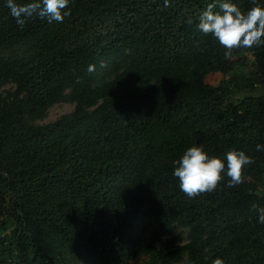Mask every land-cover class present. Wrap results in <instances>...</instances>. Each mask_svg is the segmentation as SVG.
I'll list each match as a JSON object with an SVG mask.
<instances>
[{"label": "trees", "instance_id": "16d2710c", "mask_svg": "<svg viewBox=\"0 0 264 264\" xmlns=\"http://www.w3.org/2000/svg\"><path fill=\"white\" fill-rule=\"evenodd\" d=\"M224 2L264 7L70 0L63 23L21 28L0 0V264H130L132 244L146 264H264V45L225 59L197 27ZM62 102L73 110L39 123ZM200 145L225 164L229 150L251 157L243 183L225 169L188 198L175 162Z\"/></svg>", "mask_w": 264, "mask_h": 264}, {"label": "clouds", "instance_id": "9594fccd", "mask_svg": "<svg viewBox=\"0 0 264 264\" xmlns=\"http://www.w3.org/2000/svg\"><path fill=\"white\" fill-rule=\"evenodd\" d=\"M255 3V0H253ZM70 0H30L26 4H18L16 0H6V7L19 27H23L26 19L38 16L46 19L48 23H63L64 18L70 15L65 11ZM169 0H164V7H169ZM215 5H209L197 25L203 34H211L225 49V59H230L233 50L250 49L264 45V7L254 6L246 13L231 2L220 4V10L213 12ZM95 66L90 65L89 71ZM257 151L264 146L257 145ZM254 163V160L243 151L229 150L225 162L215 156L209 157L203 145L189 147L175 162L173 176L178 178L180 190L188 197L195 198L203 193L214 191L224 179L222 173L227 169L230 178L228 186L234 187L243 183L245 166ZM258 222L264 224V208L257 209ZM212 264H224L217 258Z\"/></svg>", "mask_w": 264, "mask_h": 264}, {"label": "rangeland", "instance_id": "374dc122", "mask_svg": "<svg viewBox=\"0 0 264 264\" xmlns=\"http://www.w3.org/2000/svg\"><path fill=\"white\" fill-rule=\"evenodd\" d=\"M251 64V60L247 62L246 67H241L235 69V71L228 75H245L248 72L249 65ZM222 76L220 74H210L206 77V83L209 85L216 86L221 81ZM7 88V87H4ZM258 93L264 95V90L259 91ZM73 104L69 102H62L53 105L47 112L45 118L39 123L45 124L56 120L58 117L68 114L73 110ZM149 230L145 227V221L143 219H139L136 229L134 230V238H143L146 237ZM130 251H133V258L130 260V264H146L147 257L143 256L141 252H139L138 246L135 244L130 245ZM78 264H84L83 262H79ZM181 264V263H180Z\"/></svg>", "mask_w": 264, "mask_h": 264}]
</instances>
